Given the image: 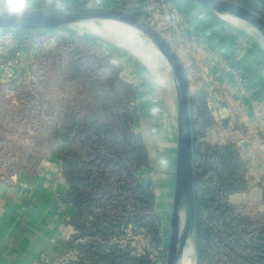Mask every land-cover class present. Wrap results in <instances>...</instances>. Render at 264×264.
<instances>
[{
    "label": "rangeland",
    "instance_id": "obj_1",
    "mask_svg": "<svg viewBox=\"0 0 264 264\" xmlns=\"http://www.w3.org/2000/svg\"><path fill=\"white\" fill-rule=\"evenodd\" d=\"M8 1L9 6L4 7ZM0 4H4L0 11L13 10V4H20L21 9L116 7L139 14L161 31L185 65L191 97L195 96V113L203 107L214 119L208 102L214 107L220 97L221 104L222 100L229 101L230 129L220 118V127L206 130L200 141L224 143L231 131V145L241 157L235 173L239 190L230 194L221 189L219 194L226 205L220 209L224 213L221 220L212 223L216 229L208 237L211 258L200 262L195 231L189 243L190 260L192 264L264 261V250L257 248V242L264 240V196L254 202L244 195L231 199L234 193L244 194L264 183L256 165V159L264 156L262 34L250 24L194 0H0ZM94 31L92 26L78 23L0 28V193L14 200L18 193L29 194L42 187L40 171H45L41 168L52 159L61 162L67 180L63 158L72 155L69 147L88 161V152L102 145L92 144L89 135L67 144L73 135L70 123L75 117L88 119L96 114L113 130L111 139L119 142L123 155L127 154L129 168L141 183H150L154 193V204L146 210L151 216L143 225L130 222L123 226L118 242L130 243L135 254L148 250L154 264H167L177 158L174 76L166 60L150 59L145 50L149 39L144 34L147 40L134 45L119 36ZM108 141L104 139L103 143ZM141 150L146 160L135 169L136 155ZM84 168L89 172V165ZM108 171L117 188L125 186L126 190L119 193L127 198V209L132 207L135 195L129 190L132 187L127 169L115 164ZM114 193L110 198L113 201L107 204L110 211H121L124 208ZM105 208L103 205L97 212ZM91 220L89 215L84 216L83 223ZM149 222L153 228L159 227V242L152 241Z\"/></svg>",
    "mask_w": 264,
    "mask_h": 264
},
{
    "label": "trees",
    "instance_id": "obj_2",
    "mask_svg": "<svg viewBox=\"0 0 264 264\" xmlns=\"http://www.w3.org/2000/svg\"><path fill=\"white\" fill-rule=\"evenodd\" d=\"M251 9L257 11L264 17V0H236ZM127 85V84H126ZM194 96V95H193ZM192 98V121L194 134V166H195V197H196V231L199 238V259L200 262L209 261L211 258L208 237L213 234L215 225L224 215L220 209L226 204L220 201V191L233 193L239 190V183L235 179V173L239 166L240 154L231 141L210 142L200 141L199 137L206 135V130L210 129L216 122L206 114L205 109L195 113V96ZM65 128V127H64ZM73 135L66 140L70 144L74 139L81 136H88L92 139V144L101 143L93 151L88 152V161H85L78 150L71 148V156L64 155L65 175L71 184L65 196L67 200L74 203L76 212L72 217V224L76 229L70 240V245L78 248L80 252L79 264H154L150 259V252L147 250L143 254H135L130 243L121 245L118 235L123 231V226L134 223L135 226L145 224L147 216H151L148 211L154 204V193L151 184H143L129 168L126 155L119 142L111 139L113 130L107 123L96 114L88 119L75 117L70 123ZM84 129V130H83ZM94 129L95 131H92ZM97 133V134H96ZM96 134V135H95ZM70 135V134H68ZM104 139L110 142L103 143ZM198 140L200 142H198ZM110 143V144H109ZM104 145V146H103ZM144 152L141 150L136 155L135 169H138L145 162ZM89 165V172H84V165ZM121 165L128 171V183L135 195L132 207L127 209V198L120 195L125 186L116 187L111 180L113 175L108 171L110 165ZM122 169L117 170L120 174ZM90 187V188H88ZM222 189V190H221ZM116 192L119 206L123 210L114 211L107 204L113 201ZM114 194V195H113ZM106 197V198H105ZM123 197V198H120ZM114 204V203H112ZM105 205L103 212L97 209ZM131 208V209H130ZM148 208V209H147ZM90 216L91 221L83 223L84 216ZM152 229V241H160L159 227L149 222ZM148 227V228H149ZM206 237L207 239L203 240ZM257 248L264 250V240L257 242ZM247 257V256H246ZM264 264V261L260 262Z\"/></svg>",
    "mask_w": 264,
    "mask_h": 264
},
{
    "label": "water",
    "instance_id": "obj_3",
    "mask_svg": "<svg viewBox=\"0 0 264 264\" xmlns=\"http://www.w3.org/2000/svg\"><path fill=\"white\" fill-rule=\"evenodd\" d=\"M250 24L264 36V17L232 0H194ZM117 20L132 25L164 55L171 67L177 90V158L175 191L167 264H181L191 236L196 231L194 134L191 87L185 65L166 36L139 14L116 7L64 5L39 9L0 11V28H50L93 20Z\"/></svg>",
    "mask_w": 264,
    "mask_h": 264
},
{
    "label": "crops",
    "instance_id": "obj_4",
    "mask_svg": "<svg viewBox=\"0 0 264 264\" xmlns=\"http://www.w3.org/2000/svg\"><path fill=\"white\" fill-rule=\"evenodd\" d=\"M9 4V1L6 5L0 4V8ZM207 62L205 59L204 64L208 65ZM220 99H217L216 105L224 107L221 110L222 122L230 129L232 121L229 101L222 100L221 104ZM218 125L219 122L216 121L209 130ZM230 134L231 131L225 142L230 141ZM256 160L259 176L264 178V156L261 155ZM41 169L45 171H40L41 178L44 179L42 187L35 188L29 194L18 193L19 197L14 200L4 198L0 193V264H38L43 253L57 256L70 245L75 232L71 220L77 210L74 203L65 198L70 185L64 177L59 160L52 159ZM242 195L253 202L259 201L264 196V183L247 193H234L231 199Z\"/></svg>",
    "mask_w": 264,
    "mask_h": 264
},
{
    "label": "bare ground",
    "instance_id": "obj_5",
    "mask_svg": "<svg viewBox=\"0 0 264 264\" xmlns=\"http://www.w3.org/2000/svg\"><path fill=\"white\" fill-rule=\"evenodd\" d=\"M219 14H222L224 16H227V17L241 21L239 18L232 16V15H229L227 13L219 12ZM78 24L79 25L92 26L96 32L103 34V35L107 34V35L119 36L122 40L129 41L131 44H134V45L135 44L141 45L142 39L145 38L138 29H136L132 25H129V24L122 22V21L107 19V20H104L102 22H97V21H93V20H87V21L79 22ZM100 24H104V26L102 27V26H100ZM126 44H127V42H126ZM145 50H146V53L150 55V59H158L159 58L161 61L166 60L164 55L162 54V52L159 50L158 47H156V45L152 41L148 40V44H147ZM141 54H142V52H141ZM181 264H192V262L190 260V245L189 244L187 245V247L185 249V252H184L183 257L181 259Z\"/></svg>",
    "mask_w": 264,
    "mask_h": 264
},
{
    "label": "built area",
    "instance_id": "obj_6",
    "mask_svg": "<svg viewBox=\"0 0 264 264\" xmlns=\"http://www.w3.org/2000/svg\"><path fill=\"white\" fill-rule=\"evenodd\" d=\"M209 109L217 122H220V118L223 120V114L221 110L224 108L220 105L212 106V103L208 102ZM212 142V141H211ZM118 241V239H117ZM141 254V253H138ZM80 252L75 246L68 245L66 250L57 256H50L49 254L43 253L40 256L38 264H79Z\"/></svg>",
    "mask_w": 264,
    "mask_h": 264
},
{
    "label": "clouds",
    "instance_id": "obj_7",
    "mask_svg": "<svg viewBox=\"0 0 264 264\" xmlns=\"http://www.w3.org/2000/svg\"><path fill=\"white\" fill-rule=\"evenodd\" d=\"M11 7H12L13 10H17L18 11L19 9H21L22 6L20 4H13Z\"/></svg>",
    "mask_w": 264,
    "mask_h": 264
}]
</instances>
